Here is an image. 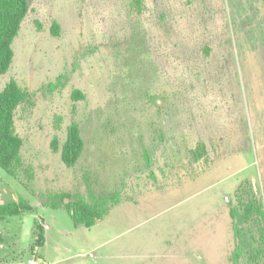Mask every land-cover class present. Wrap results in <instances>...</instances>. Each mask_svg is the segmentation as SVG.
<instances>
[{"label": "rangeland", "instance_id": "374dc122", "mask_svg": "<svg viewBox=\"0 0 264 264\" xmlns=\"http://www.w3.org/2000/svg\"><path fill=\"white\" fill-rule=\"evenodd\" d=\"M29 4L0 77L30 96L0 206L34 210L0 223V264H233L237 191L264 199V0ZM74 123L84 151L67 167ZM78 197L110 210L76 226L61 200Z\"/></svg>", "mask_w": 264, "mask_h": 264}, {"label": "trees", "instance_id": "16d2710c", "mask_svg": "<svg viewBox=\"0 0 264 264\" xmlns=\"http://www.w3.org/2000/svg\"><path fill=\"white\" fill-rule=\"evenodd\" d=\"M30 11L29 0H0V77L9 72L14 60L13 44L21 26ZM82 99L81 92H75ZM30 96L15 81L10 82L0 93V168L9 175H16L22 166L21 150L23 139L17 134L15 116L17 109ZM55 149H57L55 147ZM84 151V140L78 124L68 129L66 143L62 148V160L67 167L76 165ZM205 153L204 145L194 152L199 160ZM238 205L231 208L230 217L236 240V248L231 258L233 264H264V199L256 191L252 182L246 181L237 191ZM110 198L88 203L78 197L74 204L65 205L76 226L92 228L97 221L107 215ZM118 202L117 200H115ZM115 203V202H114ZM54 209H60L53 204ZM34 207L25 201L6 203L0 206V223L10 217H19L32 212ZM34 249L43 248L46 243L43 231H39Z\"/></svg>", "mask_w": 264, "mask_h": 264}, {"label": "built area", "instance_id": "2783aa9c", "mask_svg": "<svg viewBox=\"0 0 264 264\" xmlns=\"http://www.w3.org/2000/svg\"><path fill=\"white\" fill-rule=\"evenodd\" d=\"M29 263H30V264H36V262H34V261H30Z\"/></svg>", "mask_w": 264, "mask_h": 264}]
</instances>
